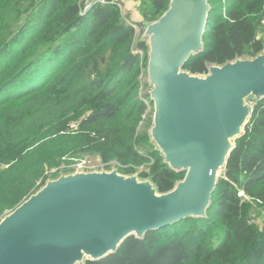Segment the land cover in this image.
<instances>
[{"label":"trees","instance_id":"16d2710c","mask_svg":"<svg viewBox=\"0 0 264 264\" xmlns=\"http://www.w3.org/2000/svg\"><path fill=\"white\" fill-rule=\"evenodd\" d=\"M146 23L169 0H138ZM202 50L181 69L253 58L264 49V0H207ZM0 0V220L45 184L50 171L94 155L166 193L183 179L151 139L142 93L149 45L117 3ZM146 87V82L144 81ZM234 140L204 217H186L82 264H264V97ZM70 169V168H68ZM242 190L244 196H238Z\"/></svg>","mask_w":264,"mask_h":264},{"label":"water","instance_id":"95a60500","mask_svg":"<svg viewBox=\"0 0 264 264\" xmlns=\"http://www.w3.org/2000/svg\"><path fill=\"white\" fill-rule=\"evenodd\" d=\"M209 8L207 0H169L145 30L151 139L170 168L185 171L183 179L166 193L116 169L48 181L0 220V264H74L84 254L97 260L130 235L206 215L216 172L250 116L244 98L264 97V49L212 65L204 77L181 71L202 50Z\"/></svg>","mask_w":264,"mask_h":264},{"label":"rangeland","instance_id":"374dc122","mask_svg":"<svg viewBox=\"0 0 264 264\" xmlns=\"http://www.w3.org/2000/svg\"><path fill=\"white\" fill-rule=\"evenodd\" d=\"M114 3H117V5L119 6V8L122 11V14L124 16H126L128 23L131 24L132 26L136 27L135 31L138 34L137 35L138 39L144 40L148 43L149 34H147L145 32L146 26L148 25V23H146V21L143 19L142 15L140 14L139 1L138 0H115ZM261 54L264 55V51ZM181 71L187 72L184 69H181ZM205 74H207V73H205ZM205 74H191V75H194L197 77H204ZM141 81H142V84H141L142 85V93H148L149 94V92L151 90V85H150V82L148 80L147 69H146V76H144V77L141 76ZM144 81L146 82V87L143 84ZM254 101H255V99L253 96H248V97L244 98V104H246L249 107H252ZM153 114H154V110L152 107V113H150V119H152V121H153ZM154 143H155V141H154ZM156 146L159 148V146L157 144H156ZM70 162L71 163H69L67 165H62L58 169V171H56L57 174L55 176H54V172L56 169L50 171L47 175L46 182L57 179L60 176L74 174L77 171L78 172H95V171L100 172V171H112V170L116 169L114 166L107 167L106 166L107 164L102 163L99 160V158L97 156H94V155H84L80 159H72ZM77 163H80L82 165V167H80V168L77 167V165H76ZM68 168H70V169H68ZM138 172L134 173L132 175L136 176V178L139 181H146V180L150 181L149 178L140 177L138 175ZM222 173H223V169L219 168L216 172V180L221 176ZM124 176H128V175H124ZM46 182H45V184H46ZM255 220L257 221L259 227L263 229L264 228V211L260 212V214L257 216L255 215ZM89 257H90L89 255L84 254L82 260L77 261L74 264H82L83 260L86 258H89Z\"/></svg>","mask_w":264,"mask_h":264},{"label":"built area","instance_id":"2783aa9c","mask_svg":"<svg viewBox=\"0 0 264 264\" xmlns=\"http://www.w3.org/2000/svg\"><path fill=\"white\" fill-rule=\"evenodd\" d=\"M111 1V2H110ZM115 2V0H85V5H84V8H83V10H81V12H80V14H83L90 6H92L94 3H100V4H106V3H114ZM135 29H136V27L135 26H133ZM77 165V167H82V165L80 164V163H77L76 164ZM238 196H240V197H242V196H244V194H243V191L242 190H239L238 191ZM257 222V221H256Z\"/></svg>","mask_w":264,"mask_h":264},{"label":"bare ground","instance_id":"6f19581e","mask_svg":"<svg viewBox=\"0 0 264 264\" xmlns=\"http://www.w3.org/2000/svg\"><path fill=\"white\" fill-rule=\"evenodd\" d=\"M205 28H203V31H204Z\"/></svg>","mask_w":264,"mask_h":264},{"label":"crops","instance_id":"0c3cea01","mask_svg":"<svg viewBox=\"0 0 264 264\" xmlns=\"http://www.w3.org/2000/svg\"><path fill=\"white\" fill-rule=\"evenodd\" d=\"M259 214H260V213H259ZM259 214H258V215H259Z\"/></svg>","mask_w":264,"mask_h":264}]
</instances>
